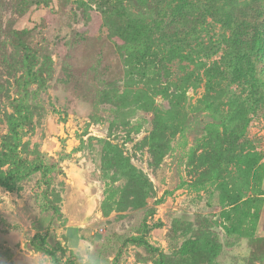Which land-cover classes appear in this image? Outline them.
Returning <instances> with one entry per match:
<instances>
[{"label":"rangeland","instance_id":"rangeland-1","mask_svg":"<svg viewBox=\"0 0 264 264\" xmlns=\"http://www.w3.org/2000/svg\"><path fill=\"white\" fill-rule=\"evenodd\" d=\"M146 3L163 21L155 45L180 49L157 88L129 73L132 48L98 4L0 0V142L21 101L35 127L22 153L54 163L20 192L0 187V264H54L37 234L63 259L80 235L106 264H264V73L254 87L249 63L262 0ZM207 6L216 17L197 16ZM23 29L39 82L14 43Z\"/></svg>","mask_w":264,"mask_h":264},{"label":"trees","instance_id":"trees-1","mask_svg":"<svg viewBox=\"0 0 264 264\" xmlns=\"http://www.w3.org/2000/svg\"><path fill=\"white\" fill-rule=\"evenodd\" d=\"M132 1L141 3V5L137 7V12L131 10L130 4ZM146 1L147 0H80L81 4L84 6L98 4L103 16L114 21V31L117 32L116 35L132 48V51H129L131 52L128 59L129 61H127L129 73L133 75L138 72L141 80L151 81L156 87L161 77V71L169 69L167 62L174 59L170 54L172 52H176V55L180 54V49L177 42L169 43L167 48L165 44L161 47L160 45H155L154 36L157 34L156 31H164L162 25L163 21H157V18L151 16L150 10L152 7L148 5ZM162 1L163 0H151V5H160ZM178 7L179 10L174 14L172 20L175 24H184L190 20V15L188 17L185 15L188 7L186 3ZM210 8V6H207L205 9V11L209 13L201 11L197 16H202L201 18L203 19H207L206 17L209 14L216 17L215 13H210ZM262 16H264V0H262ZM17 32L18 34L14 38V43L26 52L25 60L30 80L39 82L41 74L33 70V67L38 64V59L35 55L34 47L27 39L29 30L23 29ZM177 34L181 35L182 33L178 32ZM250 34L252 44L249 55H251L253 59V61H249L251 68L250 82L257 88L259 79L261 78L258 77L257 80H254V78L258 73L259 75H261L262 72L264 73V18L259 24L258 29L252 30ZM181 50L183 51L182 48ZM161 52H163V54ZM180 56V60L188 58V56L182 55V53ZM215 63H218V60H216ZM261 65L263 68L260 69ZM214 66H216V64ZM227 67L229 70H234L235 73L240 72L242 69L241 58L239 56L233 57L227 64ZM177 89L181 91L180 88ZM12 107L14 112L8 116L9 132L1 136L0 142V187L10 192H20L23 189V181L37 172L41 173L42 178L47 177L50 170L53 169L54 163L48 165L38 156L34 159H29L27 155L22 153L21 141L23 137L33 132L35 127L27 107L23 105L21 101L13 104ZM37 236L38 234L35 235L33 239V246L43 250L51 257L54 264H75L74 257L63 259L57 254L55 249H50L45 246V237H42L40 245L34 243ZM132 240L144 244L153 250L150 243L144 238L140 237ZM195 243L196 241H192L191 245ZM62 254L64 256L63 250ZM159 256L157 264H162L164 256L162 253ZM210 264L216 263H213L212 259H210Z\"/></svg>","mask_w":264,"mask_h":264},{"label":"clouds","instance_id":"clouds-1","mask_svg":"<svg viewBox=\"0 0 264 264\" xmlns=\"http://www.w3.org/2000/svg\"><path fill=\"white\" fill-rule=\"evenodd\" d=\"M69 246L73 250L75 264H106L105 259L93 251L87 237L76 235L69 239Z\"/></svg>","mask_w":264,"mask_h":264}]
</instances>
